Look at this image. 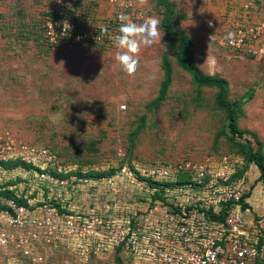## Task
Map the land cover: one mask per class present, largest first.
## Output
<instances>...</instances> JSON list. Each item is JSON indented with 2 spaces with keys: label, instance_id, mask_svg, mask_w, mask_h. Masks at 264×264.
I'll return each mask as SVG.
<instances>
[{
  "label": "rangeland",
  "instance_id": "1",
  "mask_svg": "<svg viewBox=\"0 0 264 264\" xmlns=\"http://www.w3.org/2000/svg\"><path fill=\"white\" fill-rule=\"evenodd\" d=\"M237 1L168 0L163 7L156 0H138L145 17L160 20L164 34L151 46L141 43L137 71L128 75L115 59L122 51L115 45L47 48L40 24L48 0H0V131L49 148L62 173L72 176L67 187L42 191L33 169L1 168L0 188H16L31 201L49 194L68 208L94 206L120 219L146 214L153 198L164 201L170 193L153 191L149 180L146 186L135 185L120 172L228 155L243 167L250 195L263 199L261 190L251 191L261 184L260 171L246 148L235 143L245 138L253 148L264 147V47L249 54L218 43L238 22ZM179 34L189 43L180 44ZM189 52L203 75L225 83L194 80L184 67ZM164 62L170 68L168 80ZM230 110L241 137L230 132ZM110 172L117 193L106 184ZM177 178L184 186L178 197L185 198L187 189L190 195L199 192L188 176ZM112 200L118 209L113 214L105 207ZM241 214L249 219L246 210ZM115 249L90 254L85 263L75 250L64 249L44 264H129ZM0 264L26 263L0 250Z\"/></svg>",
  "mask_w": 264,
  "mask_h": 264
},
{
  "label": "built area",
  "instance_id": "2",
  "mask_svg": "<svg viewBox=\"0 0 264 264\" xmlns=\"http://www.w3.org/2000/svg\"><path fill=\"white\" fill-rule=\"evenodd\" d=\"M237 2L244 16L234 17L238 22L230 32L236 34L235 39H226L227 32L218 43L259 54L264 0ZM121 13L138 24L146 16L138 0H48L40 24L44 44L51 50L115 45ZM262 159L264 165V148ZM0 160H20L38 168L33 169V180L42 191L67 187L71 180L52 173L65 170L49 148L27 144L7 130L0 131ZM235 163L222 155L216 161L205 157L120 172L139 186H146L147 180L170 182L164 187L170 191L164 201L156 198L146 214L120 219L113 214L116 200L105 204L113 214L105 215L94 206L79 210L58 202L59 208L51 200L57 198L49 194L28 199V205L1 197L0 250H9L30 264H43L64 249L75 250L79 262L85 263L90 254L110 253L119 245L129 264H264V210L250 220L241 214L248 187L243 175H234L240 168ZM180 174L200 189L197 194L190 195L187 189L185 198L178 197L184 186L174 182ZM106 184L118 192L114 176L107 177Z\"/></svg>",
  "mask_w": 264,
  "mask_h": 264
},
{
  "label": "trees",
  "instance_id": "3",
  "mask_svg": "<svg viewBox=\"0 0 264 264\" xmlns=\"http://www.w3.org/2000/svg\"><path fill=\"white\" fill-rule=\"evenodd\" d=\"M156 3L158 5H160V6H163V7L166 6V5H169L168 0H156ZM42 14H43V11H42ZM146 15H147V11H146ZM179 36L181 37L180 44H183V43L188 44L189 43V39H188L187 36H185L183 34H179ZM162 67H163V72H164V79L168 80L169 79V74H170V68H169L168 63L164 62ZM184 67L191 73V76L196 81L199 80V81H201L203 83L213 84V85H216V84H222L223 85L225 83V80L223 78L209 76V75H203L200 72V70L198 69V67L196 66V64L194 63L192 55H191L190 52H189V54H188V56L186 58V62L184 63ZM229 114H230V121H229L230 132L233 135H238L239 137H241L242 131L239 130L235 126V120H234V116L235 115L233 114V111L230 110ZM243 140H244L243 142H236L235 145L240 146L239 148H241L242 150H244V148H246V150L249 152L248 153L249 154L248 155L249 156V161H252L257 166V168L259 169L260 173H259L258 181H260L263 184V186H264V165H263V159H262V152H263V148L264 147L261 148L259 146H256L255 148H253V144L251 143L250 140H247L245 138ZM240 152H242V151L240 150ZM16 167H23L24 169H27V170L38 169V168L32 166L31 164L24 163V162H22L20 160H6V161L0 160V169L3 168V169L10 170V169H13V168H16ZM52 173L54 175H58L61 178H69V179H71V177H72L70 175V173H66V174L62 173V172L61 173H56L54 171ZM242 174H243V167L239 168L238 171L234 175L235 176H241ZM93 175L97 176V175H101V174L100 173H95ZM106 175L107 176L113 175V172H110L109 174H106ZM181 175H183V174H181ZM67 176H69V177H67ZM78 179H81V178H78ZM178 179L179 178H177V180ZM177 180L174 183H177ZM149 181L153 182L152 184H153V186L155 188V191L156 190L159 191L160 189L163 191L164 187L166 185H170V182H168V181H154V180H149ZM249 195H250V191L249 190L243 195L242 202H241V210L246 209V207L248 206V204H247V202L245 200H246V198ZM1 197H11L19 204L28 205V199L25 196H23L22 194H20V192H17L16 188H13V187L12 188H0V198ZM155 199L156 198H153L152 200H155ZM51 200L56 206H58L60 208V204L58 203V201L56 199H51ZM61 210L67 211L66 209H63V208H61ZM121 249H122V246H120V245L117 246L116 249H115V253L117 251V254H118L119 257H120L119 251ZM23 262H25L26 264H30V263H28L26 261H23ZM122 264H123V262H122Z\"/></svg>",
  "mask_w": 264,
  "mask_h": 264
},
{
  "label": "clouds",
  "instance_id": "4",
  "mask_svg": "<svg viewBox=\"0 0 264 264\" xmlns=\"http://www.w3.org/2000/svg\"><path fill=\"white\" fill-rule=\"evenodd\" d=\"M118 18L121 23L113 43L122 51L116 53L115 59L128 75H133L139 65L138 54L141 43L145 46H151L155 41H161L164 33H161L160 20L155 15L145 17L139 24L131 21L125 13H121ZM208 23L209 26H212L211 21ZM235 36V33L228 32L226 39L233 41Z\"/></svg>",
  "mask_w": 264,
  "mask_h": 264
},
{
  "label": "crops",
  "instance_id": "5",
  "mask_svg": "<svg viewBox=\"0 0 264 264\" xmlns=\"http://www.w3.org/2000/svg\"><path fill=\"white\" fill-rule=\"evenodd\" d=\"M239 15H240V17L244 16L243 13H239ZM259 44H260V50H261V48L264 47V37L261 39ZM261 184L259 185L258 188L252 189L251 191L253 192L254 190H258L260 192V190H261V192H262L261 195H263V199L261 197H260V199H257L256 198L257 195L256 196L249 195L245 200L247 202L248 206L244 210H246V212H248V216H247V218H249L248 220H250L254 216H257L258 214L262 213L264 210V186Z\"/></svg>",
  "mask_w": 264,
  "mask_h": 264
}]
</instances>
